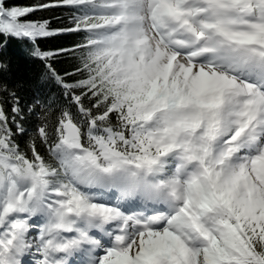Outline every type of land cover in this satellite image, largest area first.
<instances>
[{
  "label": "snow or ice",
  "instance_id": "snow-or-ice-1",
  "mask_svg": "<svg viewBox=\"0 0 264 264\" xmlns=\"http://www.w3.org/2000/svg\"><path fill=\"white\" fill-rule=\"evenodd\" d=\"M0 264H264V0H0Z\"/></svg>",
  "mask_w": 264,
  "mask_h": 264
},
{
  "label": "trees",
  "instance_id": "trees-1",
  "mask_svg": "<svg viewBox=\"0 0 264 264\" xmlns=\"http://www.w3.org/2000/svg\"><path fill=\"white\" fill-rule=\"evenodd\" d=\"M19 4H29L31 0H16ZM30 70L28 62L24 60L18 52L13 53V71L17 73H27Z\"/></svg>",
  "mask_w": 264,
  "mask_h": 264
}]
</instances>
